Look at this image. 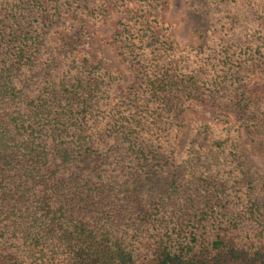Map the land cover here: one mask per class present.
I'll use <instances>...</instances> for the list:
<instances>
[{
  "label": "trees",
  "instance_id": "obj_1",
  "mask_svg": "<svg viewBox=\"0 0 264 264\" xmlns=\"http://www.w3.org/2000/svg\"><path fill=\"white\" fill-rule=\"evenodd\" d=\"M190 2L0 0V264H264V0Z\"/></svg>",
  "mask_w": 264,
  "mask_h": 264
},
{
  "label": "rangeland",
  "instance_id": "obj_2",
  "mask_svg": "<svg viewBox=\"0 0 264 264\" xmlns=\"http://www.w3.org/2000/svg\"><path fill=\"white\" fill-rule=\"evenodd\" d=\"M169 10L167 12L168 20L174 26L173 34L176 41L181 47L187 45H197L200 42L198 36V29L203 28L204 25L199 20V17L195 14V11L191 9L190 0H169ZM118 19V15L114 14L106 25L96 31L93 38L94 43L98 44L100 39H105L107 41H112V34L114 32L113 23ZM109 53L113 60L125 70L127 73L128 81L133 79L131 72L126 70L124 64L122 63L120 57L116 54L115 47L110 44L108 47ZM250 87L254 90L257 95L264 94V79L255 78ZM202 113H195L188 111L185 114V126L179 131L177 148L181 149L187 143L189 137L190 122L201 117ZM253 160L264 166V158L253 155Z\"/></svg>",
  "mask_w": 264,
  "mask_h": 264
}]
</instances>
